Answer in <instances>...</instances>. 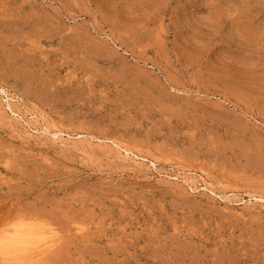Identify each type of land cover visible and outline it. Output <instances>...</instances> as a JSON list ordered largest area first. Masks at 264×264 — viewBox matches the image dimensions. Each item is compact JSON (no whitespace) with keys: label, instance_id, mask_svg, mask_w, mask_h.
<instances>
[{"label":"rangeland","instance_id":"374dc122","mask_svg":"<svg viewBox=\"0 0 264 264\" xmlns=\"http://www.w3.org/2000/svg\"><path fill=\"white\" fill-rule=\"evenodd\" d=\"M0 214L36 264H264V0H0Z\"/></svg>","mask_w":264,"mask_h":264},{"label":"bare ground","instance_id":"6f19581e","mask_svg":"<svg viewBox=\"0 0 264 264\" xmlns=\"http://www.w3.org/2000/svg\"><path fill=\"white\" fill-rule=\"evenodd\" d=\"M11 112L13 113L15 119H17L18 121H20L21 119L23 120L21 110L11 109ZM43 130L44 133L49 134L52 139H58V133H61L60 130H53L48 125H44ZM118 147L120 148V146ZM124 150H126V152L128 151L126 148H124ZM175 177L177 178V180H180L183 184L189 186L192 191L196 190L192 187V185L195 183V178L193 176L175 175ZM203 190L207 191L209 194L215 193L214 190L209 188V183H205ZM217 197L224 202H229L235 205H248L252 204L253 202L255 203L263 201L261 197H252L253 199L249 198L248 200L223 196L221 194H218ZM5 215L0 214V227H2L3 225L2 228H4L5 222L8 219V221H10L11 219L9 216H7L8 214ZM19 219L22 218L20 217ZM15 220L14 224L11 221L12 224L10 223V227H7V221L5 224L7 228L3 230L0 228L2 230H0V262H2L1 264H33L36 261L40 262V260L45 254H48L52 251L51 248H53L55 243L58 242L57 239L59 237H57L55 231H52L51 228H47L44 225L39 224L40 222L38 223L36 219H33V221L21 220L19 222L17 221L16 223ZM34 220H36V222Z\"/></svg>","mask_w":264,"mask_h":264}]
</instances>
